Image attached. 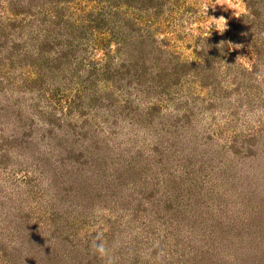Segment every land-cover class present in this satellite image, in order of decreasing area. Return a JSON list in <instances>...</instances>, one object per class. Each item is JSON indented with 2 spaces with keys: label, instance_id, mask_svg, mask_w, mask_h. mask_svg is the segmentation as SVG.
I'll return each mask as SVG.
<instances>
[{
  "label": "rangeland",
  "instance_id": "obj_1",
  "mask_svg": "<svg viewBox=\"0 0 264 264\" xmlns=\"http://www.w3.org/2000/svg\"><path fill=\"white\" fill-rule=\"evenodd\" d=\"M94 1L33 0L63 30ZM111 1L142 33L121 81L0 65V264H264V0Z\"/></svg>",
  "mask_w": 264,
  "mask_h": 264
},
{
  "label": "trees",
  "instance_id": "obj_2",
  "mask_svg": "<svg viewBox=\"0 0 264 264\" xmlns=\"http://www.w3.org/2000/svg\"><path fill=\"white\" fill-rule=\"evenodd\" d=\"M103 1L106 5V10L102 6ZM9 2L13 12L16 15L22 14V18L8 20L6 24L1 27L3 29L0 28V65L6 62V71L9 73L11 72L12 78H14V72L17 67L23 68V60H26L27 66L30 65V67H34V75L22 80L21 84L23 85V89L34 90L35 88L39 91H44L43 83L46 80L53 81L55 79H64L67 76L65 75L66 72L68 73L69 71H71V74H69L70 80L73 79V76L75 78L76 75L81 74V81L90 80L92 83H97L98 81L116 83L126 78L127 74L133 72L132 68H135L134 64H136V62L128 56L133 55V51H136L137 43L135 41H139L138 34L141 32L138 31V28L135 29L133 27L135 25V20L131 19V21L133 20L131 24L129 23V18L120 21L121 14H119L118 5H114L111 0L94 1L95 6L91 7L87 15H81L76 21H72L69 24L70 29L68 30H63L58 21L59 16L57 13L52 15V22L55 24L52 25L50 23L46 25L45 22H43L44 19H42L40 15L42 9L36 6V2H33V0H29V2L9 0ZM100 5L101 7H99ZM112 8L116 9L112 10ZM23 14L28 15L27 20H24L25 17ZM59 18L61 20V17ZM86 18L87 21H85ZM239 21L241 20L235 22L233 30L226 32L228 36L230 35V37H227L226 34V39H236V45L239 43ZM254 21L255 19L253 18L250 20V22ZM73 23H76V25L72 26L71 24ZM41 24H45V26L43 27ZM4 29H6V32ZM25 30H28L26 36ZM29 34L33 35L31 39L27 38ZM218 38L219 37H216L214 40L217 41ZM36 39L37 41L40 40L35 47L31 44H34L32 42ZM112 43H114L115 46L113 50H111ZM1 47L5 53H1ZM248 47L254 50L253 53L255 55H259V61H262L263 64L264 51L250 45ZM99 50L103 52L104 61L94 64V58L91 59L90 54ZM214 51H216L215 47L212 51L213 54H207L210 64L212 63V59L209 58V55H216ZM135 53V55H137V53H143V51L138 49ZM126 55L130 60V64H132V68H129L130 64L128 59L126 62L124 60ZM85 63L89 65L87 70L82 67L86 65ZM253 66L255 67L256 65L254 64ZM163 68L164 67L158 70V76H165V70H162ZM143 71L146 72V70ZM134 73H137L139 79L143 77L142 74L137 71H134ZM170 73L173 76L172 78H180V72L176 66L173 70H170ZM130 77H132V75H130ZM26 93H28V91ZM8 97V95H4L2 97L4 100L2 102L0 101V106L5 105L1 109L5 110L6 115L10 114L9 109L13 108V105L19 103L18 101L20 100L18 97L14 96V104H11L7 100ZM6 110H9V112ZM20 111V106L18 105V108H15L13 113H15V115L18 114L20 120H22ZM49 130L51 132L52 129Z\"/></svg>",
  "mask_w": 264,
  "mask_h": 264
},
{
  "label": "clouds",
  "instance_id": "obj_3",
  "mask_svg": "<svg viewBox=\"0 0 264 264\" xmlns=\"http://www.w3.org/2000/svg\"><path fill=\"white\" fill-rule=\"evenodd\" d=\"M233 6H235V5H233ZM207 9H208V8L205 6V11H206ZM212 19L215 21V24H216V27H217V28H220V27H223V26H224V25H223V22H222L221 20H219V19H214L213 17H212ZM210 26H211V25H210ZM98 250H99L100 252H103V251H104V249H103L102 246H99Z\"/></svg>",
  "mask_w": 264,
  "mask_h": 264
}]
</instances>
